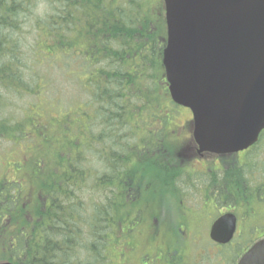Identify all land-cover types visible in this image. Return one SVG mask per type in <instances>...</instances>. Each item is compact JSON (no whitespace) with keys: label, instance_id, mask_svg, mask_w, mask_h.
<instances>
[{"label":"trees","instance_id":"obj_1","mask_svg":"<svg viewBox=\"0 0 264 264\" xmlns=\"http://www.w3.org/2000/svg\"><path fill=\"white\" fill-rule=\"evenodd\" d=\"M166 39L163 0H0V143L22 155L0 162V261L197 264L186 244L196 250L193 236L238 199L207 190L199 219H186V203L172 205L190 184L177 158L190 115L168 92ZM53 77L68 87L51 92ZM70 93V106L58 107ZM14 97L26 100L22 121L7 116ZM38 142L28 160L26 143ZM259 149L264 132L248 155ZM255 163L250 205L264 201V160ZM218 180L207 184H228ZM157 189L164 201L148 199Z\"/></svg>","mask_w":264,"mask_h":264},{"label":"water","instance_id":"obj_2","mask_svg":"<svg viewBox=\"0 0 264 264\" xmlns=\"http://www.w3.org/2000/svg\"><path fill=\"white\" fill-rule=\"evenodd\" d=\"M163 66L172 100L193 114L201 153L227 155L255 145L264 131V0H164ZM233 214L210 237L229 243ZM12 264V263H0ZM238 264H264V239Z\"/></svg>","mask_w":264,"mask_h":264},{"label":"flooded vegetation","instance_id":"obj_3","mask_svg":"<svg viewBox=\"0 0 264 264\" xmlns=\"http://www.w3.org/2000/svg\"><path fill=\"white\" fill-rule=\"evenodd\" d=\"M183 138V152L177 154V158L187 165L182 171L183 176L189 177L190 184L185 185V197H178L180 204L186 203V209L181 210L187 217L199 219L203 217L205 209V196L207 190H215L220 192L224 189L234 195L236 192L238 202L235 205H226L221 208L216 218L212 219L213 223L226 214H233L237 220V229L232 242L225 245L214 243L213 246L219 253L226 255L229 247L233 250L232 264H238L241 257L258 241L264 239V201L261 198L250 205L248 198L252 196L256 186L253 181V164L251 160H247V151L238 154L217 155L213 153H201L193 135V123L191 119L183 121L179 127ZM219 178L218 181L225 179L228 184L225 186L216 184H207V180ZM246 179V182H244ZM243 193V194H242ZM177 201V200H176ZM237 201V200H235ZM202 220V219H201ZM198 220L195 224L202 229V221ZM212 223V224H213ZM210 226V229L212 227ZM210 225V224H209ZM209 227V226H208ZM207 227V228H208ZM204 229V228H203ZM209 229V234H210ZM208 231V229H207ZM208 233L203 231L194 235V238L201 240L203 235L210 238ZM247 238L245 244L240 241ZM241 245V246H239ZM215 254L214 256H217ZM200 262V260H199ZM199 264V263H198ZM220 264H230L221 260Z\"/></svg>","mask_w":264,"mask_h":264},{"label":"rangeland","instance_id":"obj_4","mask_svg":"<svg viewBox=\"0 0 264 264\" xmlns=\"http://www.w3.org/2000/svg\"><path fill=\"white\" fill-rule=\"evenodd\" d=\"M24 60L26 62V59H24ZM55 78H57V77L49 78V80L51 81V84H50L51 92L52 91H54V92L58 91V89H60L59 86H61V88L64 87L65 89L68 87V85H67V83H65V81L64 82L61 81V80L59 81V78L55 80ZM57 81H59V82H57ZM51 92H50V90L49 91L44 90L42 94H44L43 97L47 98V100H50L52 102V105H53V102L55 101L56 96L54 94L51 95ZM70 96L72 97L71 93L69 95L65 96L64 98H62L63 101H61L58 104L59 105L58 107H64V108L69 107L70 104H71L68 101ZM8 99H9V103H10L11 102L10 101L11 100L10 96H8ZM38 100L41 101V104L43 105L44 110L49 109L46 104H43V100H44L43 98H39V99L37 98L35 100V102H37ZM25 101H26L25 99L20 100V98L14 97V102H13L14 105H12L10 107L9 113L7 114V116L8 117H12L15 120L22 121V119L24 118V111L26 110V109H24L25 108ZM33 101H34V99H33ZM53 107H55V106H51L50 109H52ZM61 109L62 108H58L57 109L58 110V113H57L58 116L57 117H51V119H53V121H52L53 123H55L56 121H60V119H61ZM33 112L35 114V116H33L35 122H39V118L38 117L42 116V108L40 106H38L35 109H33ZM25 116H26V113H25ZM65 118L66 117H64L63 119H65ZM49 122H51L50 119L48 120L47 125L49 124ZM49 131L50 132H54V134H55L56 130L53 131V130L50 129ZM37 139H40V137H38ZM39 143L40 142L34 144V146L32 148H30L29 145L26 143V150L28 152L26 154V158L28 160L31 157L35 156L36 153H38L36 151H37V146H39ZM14 147L15 146L10 141H7V140L6 141H1V143H0V154L1 155L0 156H1L2 159L0 160V162L2 164L7 165V164H9V162H12V161H16L17 162V160L20 157H22L21 152L15 150ZM9 151H11V152H9ZM258 152H259V157L258 158H256V154L255 153H253L252 155L249 154L250 155V159L249 160L252 161L254 171H257V169L259 168V165H257L255 163V161L258 160L259 162H262L264 160V150L263 149H259ZM249 155H247V156H249ZM11 166L14 168L13 164L12 165H8L7 167L11 168ZM26 167H27V165H26ZM28 170L29 169L26 168V171H28ZM155 186H156V184H154V187ZM158 191L159 190L157 189L155 192L154 191H150L149 193H147L148 199L150 201H157V200H159V198H161L162 201H164L165 200L164 195L160 194ZM176 200H177L176 204L174 202L172 204L173 206L179 204L177 198H176ZM163 203L165 205H167V203H165V202H163ZM168 215H169V213L166 216H168ZM212 223H213V221L209 223L210 225L208 227V231H207V229H203L202 230L203 233H208L209 232V229H210V226H211ZM203 224H208V223L204 222ZM240 240L241 239L239 238V239H237L236 242H239ZM246 240H248V239L244 238V240L240 241V243L241 244H245ZM213 244H214V242L211 241L208 236L203 235V238L201 240H199V242L197 241V245L195 246L196 250H194V247L191 244H189V242H188L186 244V252L188 253L191 261L195 260V261H197V264L198 263L199 264H220L221 260H224L226 263H228V260H227L228 259V253L225 256L222 255L221 253L223 251L221 253H219L218 250L213 246ZM198 246L200 247L199 249H197ZM239 246H241V245H239ZM193 250H194V252H193ZM192 252H193V254H192ZM215 254H218V255L214 256ZM232 256H235V255H232ZM199 260H200V262H199ZM0 262H4V261H0Z\"/></svg>","mask_w":264,"mask_h":264}]
</instances>
